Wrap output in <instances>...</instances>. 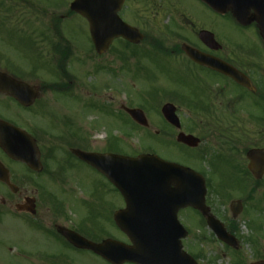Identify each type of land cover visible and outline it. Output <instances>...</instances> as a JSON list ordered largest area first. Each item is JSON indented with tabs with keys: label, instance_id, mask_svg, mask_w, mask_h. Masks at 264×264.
<instances>
[{
	"label": "flooded vegetation",
	"instance_id": "obj_1",
	"mask_svg": "<svg viewBox=\"0 0 264 264\" xmlns=\"http://www.w3.org/2000/svg\"><path fill=\"white\" fill-rule=\"evenodd\" d=\"M104 1L92 0L94 18L110 16L113 6ZM72 2L60 0L63 11L33 20L38 25L29 31L41 37L44 50L59 52L53 63L58 79L38 78L34 68L22 67L19 73L15 57L3 48L11 45L12 35L7 38L0 31V229L12 225L17 234L29 235L26 246L9 247L16 260L77 264L75 259L80 257L95 264H138L123 260L124 247L132 244L125 227L137 218L143 228L162 225L158 211L168 208L169 202L172 209L179 207L176 217L187 231L183 250L196 264H214L218 258L241 264L238 256L246 257L247 264L264 260V41L256 23L242 26L228 16L239 35L227 37V15L204 0H120L119 18L139 30L143 40L131 43L118 37L105 53L97 54L90 24L71 8ZM7 21L10 26L15 23L12 17ZM95 27L101 32L113 28L110 23ZM202 32H211L216 43L209 36L204 39ZM187 47L226 62L248 84L197 62L187 54ZM147 51H157L168 59L167 75L177 86L174 95L159 100L160 109L144 110L149 125L141 126L124 108H143V103L127 96L124 81L147 79L152 74L130 68L125 60L130 55L141 66ZM85 66L92 75L104 76L99 88L79 78V70ZM113 80L118 83L115 89ZM18 81L39 89L34 102L19 101L18 95L31 98L30 91L19 94ZM116 96L121 97L118 103L114 102ZM60 97L74 105L66 107ZM168 102L177 107L180 126L162 115L161 108ZM55 107L60 112L58 128L51 112ZM97 109L121 122L109 127V132L104 130L101 146L95 136L93 114ZM180 133L197 137L199 144L193 147L179 142ZM136 134L146 150L165 145L176 155L159 154L161 157L200 173L207 186L204 197L192 198L195 191L188 189L193 187L190 182L173 186L184 189L146 191L130 197L129 191L117 188L76 152L133 155L129 147ZM32 141L40 153L39 170L5 150L29 148ZM7 174L10 182L5 181ZM162 193L187 198L168 200ZM170 217V213L162 216L166 221ZM242 225L253 231L252 236L243 237ZM37 239L44 244L34 250L30 241ZM245 245L252 247L251 261Z\"/></svg>",
	"mask_w": 264,
	"mask_h": 264
},
{
	"label": "rangeland",
	"instance_id": "obj_2",
	"mask_svg": "<svg viewBox=\"0 0 264 264\" xmlns=\"http://www.w3.org/2000/svg\"><path fill=\"white\" fill-rule=\"evenodd\" d=\"M55 2V0H4L3 3H5V7L0 8V17L4 16H12L14 20V25L10 26V23L5 20H0L1 21V28L0 31L3 33L4 36H9L14 32L12 35V45H3V48L7 53H11L15 59L16 62L18 63V70L19 73L21 72L22 67L26 68H34V71L36 73V77L41 78V79H47V80H53V79H58L55 78V75L53 74L51 67V58H50V52L47 50L43 49V46L41 45V37L37 38V36H33V39L35 43L37 44L34 45V43H30V37L28 34L30 31V28L37 27L33 21V18L35 16H32L30 9L26 6H30L32 9H36L38 13L42 11V9L38 10L37 8L43 6V9L53 12H60L62 11V7H53L51 6L50 3ZM49 3V4H46ZM7 4V6H6ZM32 4V6H31ZM34 5V6H33ZM239 29L238 27L233 23V21L230 18H226V28H225V34L226 36L234 35L238 36L239 35ZM50 39V38H49ZM6 53V54H7ZM8 55V54H7ZM46 59H49V64L48 66H43V63L46 61ZM135 61L130 62L131 67H135ZM141 67L144 69V71H147L151 75V79H132V80H126L124 81L125 87L128 90L127 96H136L138 100L142 99V95L144 94V97L146 99H153L155 97V90L158 91L157 95L159 97L165 96L166 94L174 95V88L176 86L173 84L174 80L169 78L167 75V72L170 68V63L167 58L161 56V55H156L154 57V61L151 58L146 57L143 62ZM50 68V69H49ZM165 69V70H164ZM166 71V74H165ZM130 72V71H129ZM79 78L82 79V82L87 84L88 86L90 85H96L98 88L100 87V80L104 78V76L97 74V75H92L90 73V70L88 66L81 67L79 70ZM177 80V78H175ZM118 83L113 80V87L114 89L116 88V85ZM175 86V87H174ZM114 93V91H113ZM100 94V93H99ZM116 95V93H114ZM125 98L124 96H122ZM157 97L155 100L157 101ZM127 98V97H126ZM61 101L63 104L67 107L69 105H74V103L69 100L67 97H60ZM121 97H117L114 102H119ZM54 100V98H53ZM159 102H154L150 104H146L148 107V110L151 108H154L158 105ZM55 110H52V115L54 118V126L58 128V119L60 112L57 111L58 108L55 107ZM146 109V108H145ZM18 110L23 112L22 108L19 106ZM147 110V109H146ZM93 117L96 118V124H97V134H95L98 142V146H101V141L104 140L106 133L105 131H108L109 127H114V125L121 124V122L114 120L113 118H110L108 116V113L102 112L100 109H97L96 112L93 114ZM109 132V131H108ZM132 147H129V151L133 152H138L142 151L145 149L144 143L142 140L138 139V135H134L133 139L131 140ZM147 146V145H145ZM153 146V145H152ZM152 149L164 156V157H169L172 155H176V152L172 150L171 148L161 145V144H155ZM18 170H22V166L18 165L17 166ZM80 174L85 175L87 174L86 171L80 170ZM242 235L243 237L247 238L249 236H252L253 231L247 226L242 225ZM29 241V235L28 234H17L13 226L10 225L8 229L2 230L0 229V264H32V262L29 261H23V260H16L17 257L13 255L12 251H10L9 247H11L12 244H17V245H27ZM44 241L42 239H37V240H31L30 241V247L32 249L40 248L43 246ZM264 247V241L261 244ZM50 246L53 247V244L50 243ZM72 254H75L73 251H71ZM245 254L247 255L249 261L254 258V253L252 251V247L246 246L245 245ZM77 264H95L92 261L89 260H82L80 257H76L75 259ZM237 261L241 262V264H244V261H246V257L244 256H238ZM35 264H42L41 262H35ZM214 264H231V262L227 259H221L218 258Z\"/></svg>",
	"mask_w": 264,
	"mask_h": 264
},
{
	"label": "water",
	"instance_id": "obj_3",
	"mask_svg": "<svg viewBox=\"0 0 264 264\" xmlns=\"http://www.w3.org/2000/svg\"><path fill=\"white\" fill-rule=\"evenodd\" d=\"M119 1V0H116ZM209 2L211 5H213L216 8L219 9H225V11H228L231 9L237 19L242 23H249L252 20L256 21L261 29L262 36L264 38V0H205ZM91 0H75L72 3V8L82 14H84L88 19L89 22L92 23L91 19V12L88 9L90 6ZM255 11V15L253 17H250L251 11ZM116 13V11H115ZM124 25V24H123ZM116 26V25H115ZM117 31L114 34L109 33L106 29L104 32H100L98 29L94 30L93 26L91 28L92 37L95 42V46L97 48V51L99 53L105 52V50L108 48L109 44L111 43L112 39L115 36H124L125 38L129 39L132 42H139V40L142 38L139 34L138 30L129 28L128 26H116ZM116 34V35H115ZM195 51V50H194ZM187 52L190 56H196L197 52H190V49H187ZM240 80V79H239ZM241 81V80H240ZM19 86L25 87L27 84L24 82H18ZM31 101L26 100L20 96L17 98L21 100L25 104H30L32 101H34L38 95V90L35 87L30 88ZM131 117L136 120L138 123L143 125H148L147 118L145 117V114L141 109L135 108V109H127ZM163 114L165 118L172 124H177L179 126V123L177 122V117L175 115L176 108L173 104H165L163 106ZM178 140L190 145H196L198 143V139L193 136H188L185 134H180L178 137ZM7 150L10 149L7 147ZM13 156L17 158L18 160L25 161L30 164L33 163L35 165V161L33 160L34 155L35 158L38 160V151L33 152L30 150V148L26 147H18L17 149H12ZM101 157V156H100ZM98 157V158H100ZM107 157V158H106ZM88 158H92L88 156ZM105 159H108L113 164V171L102 168L98 165H96V159L95 157L92 158L93 160L90 161L94 166L98 167L105 175H109L112 177L113 174L116 173H123L125 177H127L131 184H139L143 182H153L156 184H159L160 189H171V185L175 183V175H184V174H192L194 175V181H202L204 184V181L202 178H199L195 172L182 167L180 165L170 163L167 161H164L160 157L154 154H141L137 157H117L115 155H109L105 156ZM5 180L8 182V177L5 178ZM116 180V177H115ZM204 187V186H203ZM133 188V187H132ZM159 230V229H158ZM135 230L132 228H129V232L131 233V238L135 242V247L131 248V251L129 253V260L138 261L141 264H191L188 258H186V254L182 253V246L180 242V238L184 236V233L181 232L177 234V243H175V246L170 243L169 241V249H167V243L165 239V235L162 234H156L151 235L152 231L149 232L147 235H140L141 238L145 239H139L132 233ZM161 231V230H159ZM136 234V233H135ZM142 241L143 243H140ZM145 241V242H144ZM140 246H148L152 249V256L138 258L136 257L138 254V248ZM161 247V249L165 248L162 252H159L158 249ZM253 264H264L263 261L256 262Z\"/></svg>",
	"mask_w": 264,
	"mask_h": 264
}]
</instances>
